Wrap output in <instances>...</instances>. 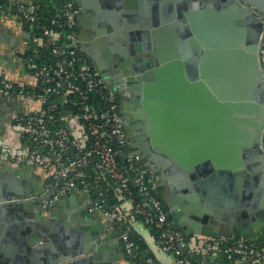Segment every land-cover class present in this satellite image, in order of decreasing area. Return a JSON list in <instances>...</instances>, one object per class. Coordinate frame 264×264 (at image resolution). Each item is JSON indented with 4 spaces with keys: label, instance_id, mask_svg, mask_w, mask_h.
I'll return each instance as SVG.
<instances>
[{
    "label": "water",
    "instance_id": "1",
    "mask_svg": "<svg viewBox=\"0 0 264 264\" xmlns=\"http://www.w3.org/2000/svg\"><path fill=\"white\" fill-rule=\"evenodd\" d=\"M73 1L84 14L81 0ZM161 1V23L169 25L152 33L149 25L136 27L130 40V27L123 33L108 28L109 49L123 52L111 73L97 58L95 65L118 93L144 84L145 107L136 121L144 134L132 133L136 122L123 111L127 137L143 165L157 173L171 164L181 178L180 205L173 209L161 198L185 235L199 226L196 233L230 238L244 226L258 241L264 237V0ZM225 16L237 26L234 44ZM230 67L231 74L225 72ZM26 178L0 165V239L13 232L19 253L10 260L0 251V264H108L101 253L113 246L102 245L100 234L39 213L31 205L33 181ZM209 228L214 233H205Z\"/></svg>",
    "mask_w": 264,
    "mask_h": 264
},
{
    "label": "built area",
    "instance_id": "2",
    "mask_svg": "<svg viewBox=\"0 0 264 264\" xmlns=\"http://www.w3.org/2000/svg\"><path fill=\"white\" fill-rule=\"evenodd\" d=\"M81 11L73 0H0V17L28 27L22 64L32 82L14 83L0 74V97L33 104L12 119L19 134L12 142V162L46 174L45 192L32 202L48 213L63 199L87 191L91 209L115 226L127 264H136L132 261L139 246L125 215L157 230V242L174 264H264V237L194 241L172 222L154 170L143 165L127 137L120 93L81 48ZM110 190L121 203L108 210L105 196ZM156 263L150 258L145 264Z\"/></svg>",
    "mask_w": 264,
    "mask_h": 264
},
{
    "label": "crops",
    "instance_id": "3",
    "mask_svg": "<svg viewBox=\"0 0 264 264\" xmlns=\"http://www.w3.org/2000/svg\"><path fill=\"white\" fill-rule=\"evenodd\" d=\"M161 2V0H81L86 12L80 15V18L78 19V26L79 36L84 44V53L93 59H102V61H104L105 58H114L115 56L121 55L120 53L123 51H118L117 53L118 49L116 48V53H112L107 43V36L104 35L108 34L107 29L112 26H115L117 31L121 33L124 32V27H130V29L126 30L129 36L127 38L130 40L132 35L136 36V27L143 28L144 26L149 25L146 30H148L149 33H152L154 30L156 31L157 27H161L162 25L167 26V24L169 25L168 22H166V24L161 23ZM229 13L230 15L232 14L230 10ZM227 18V21H229L228 27L230 37L234 44V41L236 40H234V35L237 33V26L235 25V20L232 19V17L229 16ZM227 18L225 16V19ZM172 24H176V21ZM153 38L154 37L151 35L150 42L154 41ZM156 40L159 41L160 39L155 38V41ZM27 44L28 36L26 35L24 28L9 18L0 17V74L11 82L20 84H30L32 82L31 76L25 71L22 64V57L27 49ZM240 48L244 49V45L240 44ZM93 64L95 65V61ZM233 69V67H230L226 69L225 72L231 74V70L234 72ZM197 70L199 73L202 72L200 67ZM242 70H245V68ZM211 71L212 73L218 72V70ZM185 72L186 70L184 69V73ZM245 72L246 71H244V73ZM23 106L25 107V105ZM211 110L212 109L210 108L209 112L211 113L215 111L214 108L212 111ZM200 111L202 112V108ZM202 116L203 115L201 113L196 115V120L200 123H203L205 120L202 119ZM214 117L217 118V116ZM246 118L248 121L252 120L249 117ZM183 121L185 122V119H183ZM184 124H186V122ZM9 138L10 136H8L7 133V138L3 141L7 143L10 140ZM4 149L8 150L4 151L5 156L3 157L1 155V152H3L2 146L0 147V165L2 169L12 171V173H17L19 176L27 174L26 180L33 181L32 186L34 196L44 194L46 182L45 172L41 169H34L26 166L23 167L14 164L12 162V157L15 155L13 147L8 146L7 144ZM154 174L156 185L161 196L164 195L166 197L167 203L170 204L173 209L177 208L180 205V196L185 195H183V193L176 188V185L180 186V184H182L181 178L174 177V173L171 171V164L167 163L166 169L163 168V171H158ZM166 204L165 206L169 211ZM31 205H34L39 213L49 219L51 218L52 221H55L56 219L68 221L73 224V228L76 227L84 233L93 235L100 234L102 245H105L106 248L113 246V249L110 252L103 251L101 253L102 256L109 257L107 259V263L127 264L122 254V248L118 240V232L115 229V226L108 222L101 212L93 211L91 209L92 198L87 191H80L75 195L63 199L48 213H43L39 206L34 203ZM169 214L171 217V213ZM23 218L28 219L26 216H23ZM185 218H187V215ZM171 220L175 224L172 217ZM130 222L133 233H135L145 243L149 252L153 254L155 259L160 264H174L173 257L162 252L157 239L148 228L137 222L136 219L134 221V219L131 218ZM199 230L200 227L198 226L197 229L194 230V234L190 236L194 241L200 240L201 238H209L201 233H196L199 232ZM205 233L212 234L214 232L209 228L205 231ZM230 236L231 239H238L242 237L250 239L255 238L254 233L244 226H241L238 231L234 232V234H231ZM14 237L15 235L13 232L6 230L2 232L0 239V251L5 252L10 260L15 259L19 254L18 246H15L16 244L12 243V239H14ZM105 238L106 240H104ZM117 241L119 243L116 244ZM90 255H93V252L90 253Z\"/></svg>",
    "mask_w": 264,
    "mask_h": 264
},
{
    "label": "flooded vegetation",
    "instance_id": "4",
    "mask_svg": "<svg viewBox=\"0 0 264 264\" xmlns=\"http://www.w3.org/2000/svg\"><path fill=\"white\" fill-rule=\"evenodd\" d=\"M0 58H1V53H0ZM89 58L91 59L92 62H94L92 57ZM98 61L103 63L108 73L109 71L110 73L113 72L116 69V64L119 62L114 58H105L104 61H102V59L101 60L98 59ZM121 74L123 75L122 79L124 81L126 78V74L124 73ZM137 92L139 93L137 95H134ZM120 96L122 98V104H123L122 109L124 113H127L129 116H131L132 119L136 122L140 116V109L145 107L144 84L141 83V84H136L133 87H125L123 89V92L120 93ZM16 106L17 108H19L17 103H15V100L7 101L4 98L0 97V147L5 146L2 144V141L6 140L7 138L8 125L12 121L14 115L18 113L17 110H15ZM136 124L137 122L135 123L134 128L131 131L133 134H139L142 136L144 134V131L138 130V128H136Z\"/></svg>",
    "mask_w": 264,
    "mask_h": 264
},
{
    "label": "trees",
    "instance_id": "5",
    "mask_svg": "<svg viewBox=\"0 0 264 264\" xmlns=\"http://www.w3.org/2000/svg\"><path fill=\"white\" fill-rule=\"evenodd\" d=\"M24 28H28V27L25 26ZM7 150L8 149H4V146H2L3 152H1V155L3 157L5 156L4 151H7ZM102 188H107V185L104 183ZM134 197H135L136 202L142 201V197L138 192H134ZM105 198H106V208L108 210H110L112 208V206L119 205L121 203V201L117 198V195L113 192V190L108 191L106 193ZM123 218L124 219L129 218V220H131L132 215L131 216L125 215ZM133 218L138 219V217H135V216ZM124 219L122 221H125ZM150 231L158 241L159 232L157 230H155L154 228H151ZM131 235H132V238L134 239V241L139 246V253H138L137 257L132 262H134L136 264H145L147 259H150V258L153 259L154 261H156L153 254L151 252H149V250L147 249V246L145 245V243L135 233L132 232ZM126 262H128V259H126Z\"/></svg>",
    "mask_w": 264,
    "mask_h": 264
},
{
    "label": "rangeland",
    "instance_id": "6",
    "mask_svg": "<svg viewBox=\"0 0 264 264\" xmlns=\"http://www.w3.org/2000/svg\"><path fill=\"white\" fill-rule=\"evenodd\" d=\"M14 100H15V103H17V105L19 107V108H17V106H16V109H15V110H17L18 113H20V112H27V111H29L30 107L33 106L32 102L30 103L26 99H22L21 98V99H14ZM23 105H25V107ZM15 131L16 130H14V128L12 127V121H11L9 123V125H8V128H7L8 136H10V138H9L10 139L9 140L10 142L8 141L6 143L5 141H2V144L3 145L7 146V144H8V146L13 147L12 146V142L14 140H16L18 138V136H19V134H17ZM17 145H18V143H15V146H17Z\"/></svg>",
    "mask_w": 264,
    "mask_h": 264
}]
</instances>
